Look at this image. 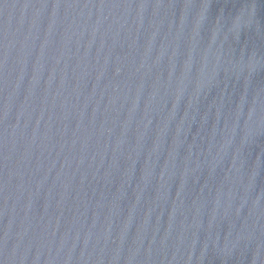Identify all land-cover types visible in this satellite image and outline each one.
I'll list each match as a JSON object with an SVG mask.
<instances>
[{
	"label": "water",
	"instance_id": "obj_1",
	"mask_svg": "<svg viewBox=\"0 0 264 264\" xmlns=\"http://www.w3.org/2000/svg\"><path fill=\"white\" fill-rule=\"evenodd\" d=\"M0 264H264V0H0Z\"/></svg>",
	"mask_w": 264,
	"mask_h": 264
}]
</instances>
